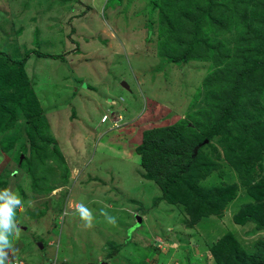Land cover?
Here are the masks:
<instances>
[{
    "label": "rangeland",
    "instance_id": "374dc122",
    "mask_svg": "<svg viewBox=\"0 0 264 264\" xmlns=\"http://www.w3.org/2000/svg\"><path fill=\"white\" fill-rule=\"evenodd\" d=\"M183 1L0 0V51L17 60L32 52L24 68L35 93L31 110L46 119L43 137L31 139L37 117L31 119L18 104L11 109L8 127H0V164L5 168L0 189L18 193L24 203L26 212L22 216L17 209V214L28 219L24 224L29 228L13 242L25 247L20 257L31 264H50L43 256L46 252L57 258L56 264H215L209 244L228 231H238L242 245L253 255L257 244L264 243V228L252 221L248 226L234 222L235 213L253 200L264 220V192L251 199L249 186H244L240 171L226 155L221 134L206 139L202 148L218 168L201 184L206 190L224 182L237 184V196L222 217L212 215L189 226L182 204L154 203L160 187L140 172L135 149L144 130L188 122L192 133L203 135L209 125L205 112L217 115L209 97L225 86L215 82L228 76L219 78L228 60L218 65L214 55H239L238 61H243L242 48L248 46L241 39L250 34L248 26L264 34V7H256L253 0H216L224 5L222 11H213L212 17L207 12L199 25L194 22L200 15L197 3L187 16ZM198 1L207 8L215 0ZM253 8H258L259 20L251 18ZM173 29L184 37L197 36L205 44L204 56L171 61L163 49ZM6 54L1 56L4 60ZM260 84L244 85L248 100L235 111L238 124L230 120L227 125L237 139L247 136L242 128L250 123V111L257 109L255 117L264 123ZM104 114L111 117L105 123ZM34 146L39 148L35 175L26 166L19 167L22 155H29ZM251 155L252 192L264 179V158L258 159L257 151ZM81 203L94 214L91 228L76 212ZM101 210L115 223H109ZM51 239L54 244L48 251ZM116 245L122 248L107 259Z\"/></svg>",
    "mask_w": 264,
    "mask_h": 264
},
{
    "label": "trees",
    "instance_id": "16d2710c",
    "mask_svg": "<svg viewBox=\"0 0 264 264\" xmlns=\"http://www.w3.org/2000/svg\"><path fill=\"white\" fill-rule=\"evenodd\" d=\"M253 1H255L254 5L256 7H259L257 5L264 7V2ZM196 3V10L200 12V15L194 19L197 25L205 21L202 17L207 12L209 17H212L213 11L218 10L221 12L224 6L216 0L212 1L207 8L200 4L198 0H185L183 5L185 11L188 6L187 16L190 15L189 7ZM243 10L247 13V8ZM257 10L258 8H253L250 16L259 20ZM243 16V19L247 18L246 14H243ZM236 25L239 26L238 23ZM251 29L248 26L247 31L250 34L241 39V43L248 46L242 48V52L246 53L243 61H238L239 55L222 57L219 52L214 55V61L218 65L223 60H228L229 65L226 64V70H223L219 78H222V75L225 74L228 76L215 82L217 86H221V84H225V86L219 90V94H211V97H209L208 103H211V109L212 106L215 108L217 115L215 116L214 112H205V114H209L207 118L209 125L206 128L204 126L205 133L203 135L192 133L188 122L146 129L143 132L142 142L135 149L139 155L142 176L154 181L160 187L161 195L155 199L154 203L159 204L161 201H167L172 205L182 204L185 213L189 217L187 219L189 226L197 225V223L210 218L212 215L222 217L224 214L223 209L238 193L236 183L224 182L222 185L212 186L207 190L201 184V181L217 167L211 158L202 153L206 139L211 141V139L221 134V141L225 146L226 155L240 171L244 186H249L248 194L252 200L253 197L260 195L259 193L264 192V179L255 184L256 191L252 190L251 192L250 189L252 184L250 175L254 169L251 166L253 160L251 153L257 151L258 157H260L258 159L264 158V123L262 124L259 118L255 117L257 109L249 112L250 123H245L249 126L243 124L242 130H246L247 136L242 140L233 136L227 128L230 120H234L235 124H238L235 111L238 106L243 105L244 99L245 102L248 100L246 92L243 91V87L248 81L261 82L258 93L264 95V34L254 33ZM171 32L172 34H169L170 36L165 44L166 47L163 49V53L171 61L188 62L189 59H199L204 56L205 44L203 45L197 36L184 37L185 35L183 36L176 29L171 30ZM33 52H36L39 56H53L44 52ZM4 54L6 53L4 52ZM4 54L0 51V127L1 129L2 127L3 129L8 127V120L12 121L13 116L11 113L13 110L11 109L19 104L29 113L28 116L31 119H34L35 115L37 117L33 120L34 124L28 137L32 139L35 135L42 136L41 126L44 123L46 124V119L40 115V112L31 110L35 93L24 69L26 60L32 52L24 60L11 59L7 54V60H4V57H1ZM210 82L214 81H209V84ZM227 84L230 85L227 86ZM218 98L221 101H218ZM241 98H243L242 102H240ZM35 107L37 109L36 105ZM196 124L203 126L199 120L196 121ZM28 151L29 155L24 156V160L20 159L19 167L25 169L24 166H26L27 171L35 175V172L32 171L36 165L35 158L39 156V148L34 146ZM240 153H243L244 156H240ZM233 156H236V161ZM254 180L255 177H253V182ZM253 201L244 204L242 210L235 213L234 222L244 225L252 221L256 223L258 228H264V220L259 217V207L255 203L254 205ZM257 245L258 252L254 255L250 254L236 234L228 231L216 242L209 244V249L214 256L215 264H264V243L259 242ZM121 248L122 245H116L115 249L108 253L107 259H112Z\"/></svg>",
    "mask_w": 264,
    "mask_h": 264
},
{
    "label": "clouds",
    "instance_id": "9594fccd",
    "mask_svg": "<svg viewBox=\"0 0 264 264\" xmlns=\"http://www.w3.org/2000/svg\"><path fill=\"white\" fill-rule=\"evenodd\" d=\"M108 117V114H104L101 121H107ZM17 209L21 212L24 211V203L19 194L9 188L0 189V264H12L10 253H15L13 240L19 239L21 233V229L16 223ZM76 212L84 221L85 227H93L95 217L92 210L81 203L76 206ZM101 214L106 217L109 223H115V218L108 215L107 212L101 210Z\"/></svg>",
    "mask_w": 264,
    "mask_h": 264
},
{
    "label": "crops",
    "instance_id": "0c3cea01",
    "mask_svg": "<svg viewBox=\"0 0 264 264\" xmlns=\"http://www.w3.org/2000/svg\"><path fill=\"white\" fill-rule=\"evenodd\" d=\"M110 76H111V74H109ZM123 84H127L126 82H123ZM123 86H125V85H123ZM128 86V85H127ZM127 86H125V87H127ZM130 86H128L127 88H129ZM114 100L112 101V105H114ZM120 111H122V109L120 110ZM111 119V117H108V120H110ZM132 119V118H131ZM107 120V121H108ZM127 120H129V119H125L124 121H126L127 122ZM133 120V119H132ZM107 121H105V122H107ZM105 122H103V123H105ZM135 125V124H134ZM134 127V126H133ZM121 129H125V130H127V128H118L117 130H121ZM122 131H124V130H122ZM106 137H108V136H106ZM4 168V166H3V164H0V181L2 180V175L3 174H5L4 173V170H5V168ZM147 179V178H146ZM26 212V208H24V211H20L19 212V214H21L22 216L24 215V213ZM19 214H17V211H16V223L18 224V226L20 227V229L22 230V232H23V230H27L29 227V225H26V224H24V222H26V221H24V218L23 219H21V215H19ZM21 220H22V222H21ZM248 226V225H250V224H244L243 226ZM242 226V225H241ZM252 232H254V230H252ZM262 232V231H261ZM24 235V234H23ZM238 235V231H237V233H236V236ZM69 237H68V239L66 240V242L67 243H70V241H69V239H70V235H68ZM238 237V236H237ZM240 239V238H239ZM241 241V240H240ZM22 244V243H21ZM54 244V241H53V239H51L49 242H48V246H49V248H48V251L50 250V248H51V246ZM211 244V243H210ZM13 247L15 248V253L14 254H11L10 253V258H11V261H12V264H31V260H27V259H25L24 257H20V254H21V252L25 249V247L24 246H20V244L19 243H17V242H13ZM41 248H43V249H45V245H43V246H41ZM248 252V251H247ZM251 254V253H250ZM44 258H46L47 259V261L50 263V264H56V261L58 262V260H57V258H55V256L54 257H52V254L51 253H49V252H46L44 255ZM67 260V258L66 259H64L63 261H66ZM68 261V260H67ZM38 264H39V262H37Z\"/></svg>",
    "mask_w": 264,
    "mask_h": 264
},
{
    "label": "water",
    "instance_id": "95a60500",
    "mask_svg": "<svg viewBox=\"0 0 264 264\" xmlns=\"http://www.w3.org/2000/svg\"><path fill=\"white\" fill-rule=\"evenodd\" d=\"M125 86H127L126 84H124ZM128 87V86H127ZM24 157V155H22L21 159ZM139 220L141 221V218L139 217ZM101 264H107V262L102 261Z\"/></svg>",
    "mask_w": 264,
    "mask_h": 264
}]
</instances>
